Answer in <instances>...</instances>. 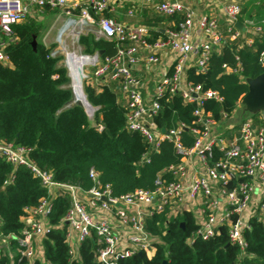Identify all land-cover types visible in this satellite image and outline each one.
I'll return each instance as SVG.
<instances>
[{
	"label": "built area",
	"instance_id": "2783aa9c",
	"mask_svg": "<svg viewBox=\"0 0 264 264\" xmlns=\"http://www.w3.org/2000/svg\"><path fill=\"white\" fill-rule=\"evenodd\" d=\"M132 1L134 5L126 11L130 17L149 9L162 17L180 14L182 20L175 27L165 26L162 35L153 39L150 27L106 15L107 10L112 11V0H0V62H9L5 46L16 40L12 30L15 23L27 20L33 13L42 14L43 9H61L69 16L74 15L80 27H92L97 37L112 40L116 47L113 55L93 60L86 78L99 84L104 75H110L116 82L115 89L124 98L127 128L138 131L153 149L158 148L161 140L171 141L180 156L177 163L165 169L170 179L158 175L153 189H135L116 196L93 168L88 171L91 185L87 189L56 182L49 171L40 169L30 158L28 147L0 138V157L14 167L26 166L47 193L36 206L25 209L26 214L21 217L23 228L14 237L21 257L37 256L35 241L41 240L50 227L47 219L51 197L63 192L70 196L60 224L65 226L69 253L74 254L94 232L95 260L101 264H118L135 253L152 255L154 239L146 225L155 213L175 217L190 212L196 228L187 237V243L194 239L208 240L224 229L228 243L243 252L247 244L242 233L250 228L249 218L264 219V125L245 119L236 126L233 135L230 132L218 135L216 121L204 110V101L220 100L219 96L186 78L189 67L203 71L210 52L226 40L241 38L243 32L262 37L264 18L240 21L242 6L237 0H210L218 15L197 13L183 0ZM221 16L226 21L224 29L220 27ZM237 21L245 28L243 31L235 27ZM194 31L199 38H193ZM251 37L244 38V42L251 44ZM161 50L172 53V70L162 76L152 98L145 100L131 67L140 59L141 51L147 53V63H157ZM260 60H264V51ZM164 93L178 94L184 102L194 105L196 126L190 128L193 138L190 145L181 140V130L186 129L182 124L162 132L150 122L159 109L157 98ZM222 116L227 117L225 113ZM144 158L148 160L146 154Z\"/></svg>",
	"mask_w": 264,
	"mask_h": 264
},
{
	"label": "trees",
	"instance_id": "16d2710c",
	"mask_svg": "<svg viewBox=\"0 0 264 264\" xmlns=\"http://www.w3.org/2000/svg\"><path fill=\"white\" fill-rule=\"evenodd\" d=\"M248 9L243 6L242 12L257 20L264 18V1ZM181 20L180 14L162 17L153 13L144 14L141 23L151 28L154 39L162 35L159 29L163 23L175 27ZM12 30L16 40L5 46L9 62H0V138L28 147L30 158L40 169L49 171L56 182L84 189L91 185L90 168L99 173L100 181L108 184L116 196L135 189L151 190L158 175L170 179L165 169L179 161V154L171 141L161 140L158 148L153 149L138 131L127 128L125 108L114 83L95 84L89 79L84 83L86 99L95 108L91 117L81 105L63 109L71 96L70 90L62 87L69 81L67 69L59 65L60 57L52 54L51 46L37 41L33 49L31 41L38 36L39 22L28 18L15 23ZM242 34L241 38L226 40L212 50L203 71L189 67L186 72L187 81L219 96L220 100L204 101V110L216 122L223 118V113L230 116L246 95L247 79L264 72V60H260L264 35ZM246 37L252 38L251 44L244 42ZM78 42L86 54L101 51L100 56L104 57L116 51L112 40L95 37L91 32L80 34ZM226 67L232 70L227 71ZM157 101L159 109L150 122L165 131L182 124L186 129L181 130V140L190 145V128L196 126L194 105L169 93ZM258 114L253 113L252 118ZM45 196V187L26 166L14 167L0 157V237L11 236L10 246L17 249L10 258L0 245V264H101L95 260L94 232L74 254L69 253L65 226L60 225L70 203L66 192L51 197L47 219L50 227L41 239V259L20 256L14 237L23 228L21 217L26 214L25 209L36 206ZM180 222L184 223L183 228ZM249 225L242 233L247 244L243 252L228 243L224 229L208 240L187 243V237L196 228L190 212L175 217L155 213L146 225L154 239L153 254L135 253L118 264H264V219L253 216Z\"/></svg>",
	"mask_w": 264,
	"mask_h": 264
},
{
	"label": "crops",
	"instance_id": "0c3cea01",
	"mask_svg": "<svg viewBox=\"0 0 264 264\" xmlns=\"http://www.w3.org/2000/svg\"><path fill=\"white\" fill-rule=\"evenodd\" d=\"M183 1H185V3L192 6L197 13L206 12V13H216L217 15L219 14L218 9L216 10V7L214 6L212 1H210V0H183ZM209 2H211V3L209 4ZM262 2L259 3L258 1H256L255 4H261ZM133 5H134V2L132 0H112V2H111L112 11L107 10V12H105V14L108 16L114 17V18L118 19L119 21H122L125 23H140V24H142L141 19H142V16L144 14H150V15L153 14L149 9H145L142 12H137L135 16L130 17L126 14V11H127V9L131 8V6H133ZM53 10H57V9H53ZM72 16H74V15H72ZM249 17H250V14H245L242 12L240 21L243 22L245 19H247ZM167 25H170V23H167V22L163 23V26L160 27L159 30L162 32V29ZM225 26H226V21L221 16L220 17V27H221V29H224ZM75 29H79L80 32H78V33H80V34H87L85 32H91V33L94 32V29L92 27H89V26L80 27L77 24H76ZM194 29L196 30V26L194 27ZM83 30H84V32L82 33L81 31H83ZM93 34L95 35V37H97L95 32ZM199 37H200L199 34L196 31H194L193 32V38H199ZM146 54L147 53L145 51H141L139 53L140 59L134 65H132L131 71L137 80L139 90H140L143 98H145V100H149L154 95L155 86L159 83L162 76L166 72L172 70L171 68H172V64H173V55L168 50H161L158 53L159 61L157 63H147L145 61ZM104 83L116 84V82L114 80L110 79V75H108V74L103 76V79L101 80V82L99 84H104ZM118 96H119V101L124 105V98L119 93H118ZM242 100H243V98L240 101H242ZM249 111H251V113H259L255 117V119L252 118V120H253V122H255L257 124L264 125V116L262 114V111H264V106L257 108V109L249 108ZM232 114H234V111L230 115H232ZM229 117L230 116H227L225 118H222L220 121L216 122L215 132L218 135L222 136L228 132H230L233 135V133L235 132L234 130H235L236 126H238V124L241 121L245 120L246 118H251L250 116L247 115L243 118L242 117L239 119L236 118L235 120L231 121V120H229ZM255 120H258V121L256 122ZM159 130H161V129H159ZM10 239H11V236L0 237V245L7 250L8 256L10 258H12L17 249H16V247L12 248L10 246ZM35 248L37 251V256L40 257L42 255V243H41L40 239H37L35 241Z\"/></svg>",
	"mask_w": 264,
	"mask_h": 264
},
{
	"label": "rangeland",
	"instance_id": "374dc122",
	"mask_svg": "<svg viewBox=\"0 0 264 264\" xmlns=\"http://www.w3.org/2000/svg\"><path fill=\"white\" fill-rule=\"evenodd\" d=\"M237 1H239L242 6H245L248 9L252 6V4H255L256 1L260 3L263 0H237ZM30 18L35 19L40 24V30L38 36L36 37V40L38 42L43 43L46 46L52 47V54L60 57L58 62L59 65L64 64L65 61L64 59H66L65 57L66 51L75 52L78 51L79 49L81 50L82 54L89 56V58L88 57L84 58L83 59L84 61L86 62L92 61L91 56L95 54L97 51H94L91 54H86L82 51V47L78 42V37L80 35V33L78 32H80V30L75 29L76 24L78 22L75 16H69L68 14H66L65 11L61 9H57V10L43 9L42 14L37 15L36 13L35 14L33 13V15H31ZM64 31H67V33L62 38L61 35ZM81 32L83 33L84 30ZM90 69H91V64L84 66V71L87 75L88 73H90ZM87 80L88 78H85L83 80V85ZM250 107L251 104L248 101L245 102L244 99L242 101H239L234 109V114L230 115L229 120L232 121L235 120L236 118L237 119L241 117L243 118L247 115L250 116L251 118H246V119L252 120L251 114L253 113L249 111ZM35 258H39V257L35 256L32 259Z\"/></svg>",
	"mask_w": 264,
	"mask_h": 264
},
{
	"label": "water",
	"instance_id": "95a60500",
	"mask_svg": "<svg viewBox=\"0 0 264 264\" xmlns=\"http://www.w3.org/2000/svg\"><path fill=\"white\" fill-rule=\"evenodd\" d=\"M235 27L242 31L245 29L239 21L235 22ZM66 33L67 31H64L61 37L63 38ZM36 44H37L36 36H33L32 41H31V45L33 49H35ZM78 52L81 53V50L79 49ZM82 55L85 57H89L84 54ZM100 55H101V51H98L95 54H93L91 57L94 59H97ZM66 56H67V53L65 57ZM85 65L87 64L77 62V61L73 62V64L71 65L74 70V77L72 81L69 79V81L65 85L62 86L63 88L70 90L71 96H70L69 101H67L64 104L63 109L69 108L74 105H81L87 112L88 116L91 117L93 115L95 108L89 104V102L86 99L85 93L83 91V80L86 78V73L84 71ZM62 66L65 67L64 64H62ZM73 81L75 84V89H77L76 91L78 95L77 100L74 99V96H75L74 89L70 88L69 86L70 83ZM246 82H247L248 91L246 95L243 97L244 101L245 102L248 101L251 104L250 108L252 109H257V108L264 106V72H262L261 74H259L258 76L254 78L247 79ZM262 114L264 116V111H262ZM161 131L163 132L164 129H161ZM180 226L183 228L184 223L180 222Z\"/></svg>",
	"mask_w": 264,
	"mask_h": 264
},
{
	"label": "bare ground",
	"instance_id": "6f19581e",
	"mask_svg": "<svg viewBox=\"0 0 264 264\" xmlns=\"http://www.w3.org/2000/svg\"><path fill=\"white\" fill-rule=\"evenodd\" d=\"M74 33V32H73ZM72 33V34H73ZM65 50V49H64ZM66 53H67V56H66V59H65V61H64V65H65V67H66V69H67V76H68V78L72 81V79H73V77H74V70H73V68H72V64H73V62H81V63H84V64H87V65H89V64H91L92 62H93V60H94V58H92L91 57V59H92V61H90V62H86V61H84L83 59L84 58H87V57H85V56H83L81 53H79L78 51H75V52H67L66 51ZM89 58V57H88ZM70 88H73L74 89V93H75V96H74V99L75 100H77L78 99V95H77V89H75V84H74V81L73 82H71L70 83Z\"/></svg>",
	"mask_w": 264,
	"mask_h": 264
}]
</instances>
